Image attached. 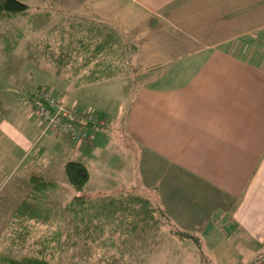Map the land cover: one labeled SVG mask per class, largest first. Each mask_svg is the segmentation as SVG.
Listing matches in <instances>:
<instances>
[{
	"label": "crops",
	"instance_id": "crops-1",
	"mask_svg": "<svg viewBox=\"0 0 264 264\" xmlns=\"http://www.w3.org/2000/svg\"><path fill=\"white\" fill-rule=\"evenodd\" d=\"M20 1L31 7L44 2L64 17L105 23L137 47L134 74L140 83L122 97L124 104L110 98L121 79L76 87L51 65L62 85L59 97L52 92L56 99L79 112L97 110L107 124L97 129L104 133L92 147L42 131L40 138L51 149L38 151L39 162L51 168L59 160L62 170L70 160L86 164V151H102L108 137L103 130L120 131L124 159L118 173L131 164L137 182L101 176L94 183L133 188L158 203L177 228L201 236L204 251L209 234L216 231L222 239L233 229L240 258L229 247L216 252V264L259 258L264 253V0ZM27 90L21 98L32 93ZM88 101L114 107V120ZM31 117L30 112L25 125ZM0 133L3 140L27 138L4 118ZM61 149L65 155L56 153Z\"/></svg>",
	"mask_w": 264,
	"mask_h": 264
},
{
	"label": "trees",
	"instance_id": "trees-1",
	"mask_svg": "<svg viewBox=\"0 0 264 264\" xmlns=\"http://www.w3.org/2000/svg\"><path fill=\"white\" fill-rule=\"evenodd\" d=\"M29 13L30 6L20 0H0V23L19 16L31 18ZM46 15L54 21L50 13ZM64 18L59 21L61 25L50 30L51 43H47L46 50L60 73L66 74L76 87L107 82L127 74V70H135L137 47L120 31L102 22ZM30 20L31 28L19 29L3 38L7 53L17 49L26 35L34 32L37 21ZM25 106L33 115L31 108ZM37 158L40 159L39 154ZM63 171L67 183L76 191L81 192L90 180L89 169L82 160L66 162ZM29 184L28 194L14 213L13 229L7 237L9 243L24 248L36 240L40 224L51 225L53 231L40 238L36 253L21 257L0 255V264H63L62 259L73 251L80 257L86 253V258L99 255L103 264H110L107 254L123 257L120 248L157 237L158 230L165 227L179 243H190L201 263L216 264L203 250L201 236L177 228L158 203L143 195L134 192L96 197L74 195L65 203H56L53 195L60 185L50 178L49 172L31 170ZM249 264H264V253Z\"/></svg>",
	"mask_w": 264,
	"mask_h": 264
},
{
	"label": "rangeland",
	"instance_id": "rangeland-1",
	"mask_svg": "<svg viewBox=\"0 0 264 264\" xmlns=\"http://www.w3.org/2000/svg\"><path fill=\"white\" fill-rule=\"evenodd\" d=\"M33 3H31L32 7L29 5V16L31 18L19 16L18 18L9 21L5 20L0 23V104L2 103L0 117L7 120L14 127L19 129L22 128L24 132L22 137L27 136L26 139L22 138L14 141L13 139H10L8 135L5 138L6 140H3V137L0 134V255H6L9 253L16 257L36 253L38 251L37 246L40 238L44 234H48L53 231V227L51 225H38L36 240H32L27 243L24 248L12 247L7 239L9 233L13 229L12 221L14 213L30 190L29 174L31 170L41 171L43 167L45 168H43L42 171L47 169L49 170L48 172L50 173V178L60 185V189L53 195V200L56 203H65L74 195L96 197L100 194H118V192L127 193L134 191L133 188L129 187H118L119 189H117L111 188L110 186L103 187V184L99 186L98 182L94 183L97 177L101 178V176H104L102 178L103 181H111L109 177L113 176L115 178L119 176L123 181L128 180V182L131 181L134 183L137 182L138 178L137 170H135L134 166L131 164L126 166V168L121 169L124 171L118 173L120 163L124 159V149L121 148L120 144L122 143H120V139L118 138L121 132H110V128L103 130L108 133V137L102 141V151L94 152L92 151L93 149H91L90 151L92 152H85L87 156H84V159L91 177L88 184L81 192L72 189V187L67 183L61 166L59 168L57 167L61 163L59 160H55L56 166H52L51 168L44 164L46 162L45 160L39 162L37 158L38 151L45 146H47L48 149H51V147L48 146V143L45 142L44 139L42 141L40 138L44 127L40 126V123L34 116L27 119V122L30 125L24 124L25 117L31 111L23 105L24 97L21 98V95L23 92H26L27 88L30 92H34L39 87L45 90H50L53 93L54 89H56L54 95H57L58 97L59 94H62L61 82L56 79V75H54V66L51 68V65H55V61L51 58L52 55L50 52L46 50L48 49L46 45L50 42L48 41L50 30H52L55 25H61L62 22L59 21L65 18L63 14L47 8L44 2H40L38 6ZM47 12L50 13L54 21H51V17L46 15ZM44 15H46L49 19H46V16ZM35 18L37 24L34 28V32L28 33L21 41V44L17 49L11 53H7L4 50L5 39L3 38L9 33H16L19 29L31 28L32 24L30 19L34 20ZM53 34L57 35L55 31ZM60 71L61 70H59V72ZM134 72L135 71L127 70V74L119 77L121 80H119L120 82L116 84L118 92L113 94V91L111 90L112 95L110 98L113 103H123L122 97L129 93V90L133 85L140 83V80L138 81V77L134 74ZM62 88L64 89V87ZM69 92L71 91H68L67 93ZM82 95L84 94L79 95L78 93H75L74 98L79 97V100L84 101L85 98ZM127 100L128 97H125V104L127 103ZM15 101L16 103H14ZM91 102L92 101H88L90 105L98 108V110L106 111L108 116L112 117V121L114 120L113 118L116 116V110L113 109L114 107L108 105L106 106L100 101ZM24 109H28L30 112L28 113ZM93 111L98 113L97 110ZM25 113H27V115ZM113 130L115 131L116 128ZM101 131L102 130L95 129V133L97 135L96 145L100 142V135L104 133ZM48 133V135H52L51 132ZM109 133L112 136L109 137ZM114 139L115 142H113ZM36 140L38 141L36 142ZM58 140L63 142L59 138ZM86 147L84 150H87ZM56 153L65 155L63 154L62 149L60 152L56 150ZM72 159L75 158L73 157ZM40 163L44 165L41 166ZM115 181H120V179L115 178ZM121 185L122 183L118 184V186ZM101 187H103V189H100ZM231 231H233V229H231ZM231 231L227 229L225 231L226 234L222 237V239L217 237L218 232L216 231L211 233L213 234L212 236L209 234V237L206 240V248L208 251L205 250V252L207 257L211 260L213 259V262L217 260L214 259V256H217L216 252L228 249L229 247H232L233 252L237 254L234 246L235 244L232 243L236 237L233 235L234 232ZM156 235L157 237H147L148 240L146 239V242L138 240L136 243H128L127 246L120 248L119 250L124 253L123 257H119V255L115 253L108 257L107 254L109 263L203 264L195 257L192 249L193 246L190 243H185L183 245L180 244L177 240H175V238H172L169 235L167 227L163 229L160 228V230H158V234ZM73 252L62 259L63 264H103V262L100 261L99 255L86 258V253L83 254L85 257H80L75 256ZM242 257L243 256H241V259ZM239 258L233 264L247 263L246 261H243V259L240 260Z\"/></svg>",
	"mask_w": 264,
	"mask_h": 264
},
{
	"label": "built area",
	"instance_id": "built-area-1",
	"mask_svg": "<svg viewBox=\"0 0 264 264\" xmlns=\"http://www.w3.org/2000/svg\"><path fill=\"white\" fill-rule=\"evenodd\" d=\"M25 105L44 127L43 134L51 132L67 143L86 144L92 147L97 139L95 129L105 127V119L93 111L79 112L76 107L59 102L52 91L37 89L29 95Z\"/></svg>",
	"mask_w": 264,
	"mask_h": 264
}]
</instances>
